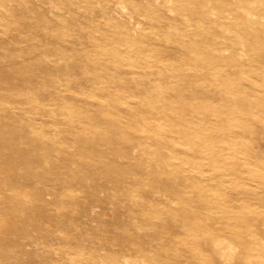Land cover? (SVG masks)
<instances>
[{"label": "rangeland", "instance_id": "rangeland-1", "mask_svg": "<svg viewBox=\"0 0 264 264\" xmlns=\"http://www.w3.org/2000/svg\"><path fill=\"white\" fill-rule=\"evenodd\" d=\"M102 1L0 0V264H264V62L181 80L175 24Z\"/></svg>", "mask_w": 264, "mask_h": 264}, {"label": "bare ground", "instance_id": "bare-ground-1", "mask_svg": "<svg viewBox=\"0 0 264 264\" xmlns=\"http://www.w3.org/2000/svg\"><path fill=\"white\" fill-rule=\"evenodd\" d=\"M103 2L104 1L102 0H96L94 5L89 7L88 13L90 15H93L94 13L91 11H93L94 7L103 8ZM136 4L140 6L138 8H134L133 6ZM135 11L145 12L148 15L157 16L160 19L162 18L163 21L170 22V26H173L175 24L174 27L181 37L177 41H173V43H170V48H177L178 51L182 52V54H180V56L176 58L175 63L183 64L191 63L192 61H194L197 62V66L201 69V73H195L191 77H182L180 78L181 80L190 82L195 78L202 79L203 77L205 80L212 81L215 78L214 73L217 74L220 68H226L223 77L227 83H232L231 78L238 77V74L243 71V65L248 64V62H245L248 57L255 59V61L258 63L264 62V55L262 54V52H264V1L118 0L114 5L112 14L113 16L115 15L114 18L116 16L124 17L132 14L135 16ZM167 11H177L178 15H180L181 18L180 22H178L176 19L166 20V18H168V15L165 14ZM216 14L219 16L218 18H214V15ZM135 17L137 21L136 25L138 27H141L142 23L138 20L137 16ZM198 17L200 18L199 22H195L194 19ZM101 25L102 24H99L98 26L101 27ZM126 26L129 27V32L133 33V35L135 36L138 35V31L136 29H132L130 23L126 24ZM182 26L184 27L182 28ZM120 27H122V25H119L116 28L120 29ZM226 31H230L231 35H227ZM166 32L168 33L169 31L166 30ZM168 35L172 37L171 34ZM152 36L157 40L159 39L161 42L159 35L152 34ZM190 38H193L196 41H194L193 43L187 42L186 40ZM219 40H221V42ZM139 42L142 44V48H148L144 39L140 38ZM181 43H184V45H182ZM223 43L232 45V48L237 46L238 49H233L230 53V56L225 57L223 51L221 52L220 50L224 46L222 45ZM142 51L143 50H141L140 53H142ZM147 52L150 53L151 56L156 54L151 51ZM192 56H194L193 59ZM262 66V69L264 71V64ZM210 72H212L213 74ZM140 84V87H143L145 85H143L142 83ZM181 109L186 111L194 110L198 112L201 108L197 107L196 105H191ZM184 136L185 139L194 140L197 137V132L192 131L189 134L185 133ZM201 136V140L207 143L214 144L215 142H217L213 134L209 133L207 135L204 132ZM110 175L114 177V180L121 177L118 172H112L110 173ZM21 200H19L20 204L21 202H24L23 200ZM39 200L40 197H34L33 201L34 203H36V206L33 205L30 207L34 209L38 208L39 211L41 209H45L43 208V201L41 202V205L37 204L38 202H40ZM27 210L34 213V211H30L29 209ZM24 216V213L21 214V216L20 214H17L15 217L22 218L21 221H19L18 223L16 221H11L10 224H7L5 225V227L0 228V237L5 238L6 236H9L18 225H21L22 222H25ZM66 237H69L68 234ZM211 251L219 255L220 260L223 264H229L230 262H232L236 253L235 248H233L232 246H230L227 252H225L223 249H219V245L217 243L212 244ZM135 260H133V263L138 264V262H136ZM154 264H158V262L154 260ZM169 264L177 263L171 261Z\"/></svg>", "mask_w": 264, "mask_h": 264}]
</instances>
